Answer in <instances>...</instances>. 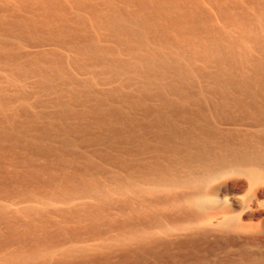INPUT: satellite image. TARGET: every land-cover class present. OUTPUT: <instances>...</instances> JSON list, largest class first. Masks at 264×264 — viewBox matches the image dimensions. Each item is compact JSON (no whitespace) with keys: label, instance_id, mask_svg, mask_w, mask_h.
<instances>
[{"label":"rangeland","instance_id":"obj_1","mask_svg":"<svg viewBox=\"0 0 264 264\" xmlns=\"http://www.w3.org/2000/svg\"><path fill=\"white\" fill-rule=\"evenodd\" d=\"M22 1L0 0V130L15 138L19 142L16 143L17 147H20L23 141V143L34 142L49 149L52 153L50 157L59 156L63 160L77 159L74 167L85 171L91 189L85 199L68 204L63 199L64 193H54V189L45 188V185L41 187L38 185L37 189L31 186L23 187L26 189H23L24 193L18 186L11 184L13 191L11 189L9 192L11 198L9 201H12L8 202L6 198L0 199V204L4 206L8 214L6 215L15 217L10 219H16L18 222L15 228L17 236L40 235L38 232V235L29 234L34 229L31 230L27 220L38 219V215L30 212L34 210L35 213L33 208L43 211L44 218L41 220L49 219L47 222L42 221V226L47 227L48 224L47 229L52 227L51 233L58 229L59 234L57 237L54 231L56 240L45 241L47 244L44 243L45 246L41 244L42 247L36 251L37 253H18L25 261L18 264H40L45 259V255L50 253L56 257H61L62 253L81 255L89 261L97 257L102 260L109 258L111 262L117 264L125 251L123 249L134 248L133 238L142 233H153L161 241L172 246L168 248V252H165L164 248L158 249L162 256L160 260H153L151 255H146L140 264H200L199 257L203 258L206 264H214L217 260L226 261L222 249H217L215 245V237L217 238L218 234L216 220L208 217L197 220L196 217L183 212L184 208L191 207L190 199L196 192L195 181L200 177L199 164L192 150L183 148L174 152L171 149H161L158 141L149 139L147 141L149 150L138 153L139 143L135 142L130 145L131 151L127 160L136 164L124 168L118 162L108 159L119 156L118 148L113 147L110 142L98 144L93 142L97 136L108 135L106 127H98L92 122L93 109L102 94L116 92L115 101L111 106L119 113L129 115L130 111L120 101V95L135 94L143 84L142 74L135 71L114 76L105 66L97 65L87 57L78 56L59 46L29 47L26 42L29 37L42 38L46 37V34L40 31L42 28L36 30L34 34H30L25 28L20 34L11 27L12 22L23 21L25 18L22 5L19 4ZM55 1L68 12L72 10V16L79 15L84 19V25L78 29L79 32L94 38L100 48L109 51L107 58H116L139 66V62L131 60L110 37H105L107 35L105 30L94 27L93 18L88 12L73 9L77 2L87 1L99 7L104 13H110L111 6L127 11L135 7L128 6L122 0ZM165 2L173 5L171 9L168 8L167 12L171 15L169 17H179L186 29L184 35L181 33L182 37H178L172 29L171 36L182 45L179 48L168 46L165 50L177 57L182 65L192 72V78L196 82L193 97L197 103L185 102L177 96L171 98L180 102L187 110V114H183L184 118L180 119L179 124L184 130L197 135L201 125L206 123L199 115L200 111L208 122H218L220 121L218 118L223 117L214 111L215 106L220 103V95L208 92L211 80L203 73L219 72L225 78L229 75L238 77L247 75L255 79H264V0H166ZM40 13L38 12L40 19L44 18ZM57 13L64 14L60 11ZM36 15L34 17L38 18ZM5 23L9 24L8 27L6 26L7 29H4ZM70 38L64 36L65 40ZM5 45H8L7 49L15 55L11 61L5 58L7 51L3 47ZM209 45L226 48L227 53L233 56L231 62L220 65L214 58H205L199 50ZM151 46L157 49L163 48L153 44ZM46 58L60 60L58 63H62L65 68V72L60 73L57 79H50L52 74L58 72L54 71L56 68H49L46 65L48 62ZM37 67L38 69L47 67L48 73L36 70ZM101 71L103 73H100ZM65 77L71 78V81L66 82ZM171 80L172 78H169L164 83ZM227 97L230 100L237 98L238 95L232 92ZM107 103L104 104L105 107ZM148 103L154 109L161 106L157 100H150ZM261 104L264 105V101ZM65 110H69L71 115L64 117L62 113ZM226 110L223 114L233 116L238 122L257 121L256 117L247 116L231 105ZM80 114L83 117H79ZM9 144L10 141L0 140L2 147ZM172 146H180L177 139L170 141V147L173 148ZM155 148L159 152L157 157H155ZM32 157L35 158L34 155ZM0 158H3L1 154ZM39 159L37 164L43 163L44 157ZM83 160L90 162L91 165L85 166ZM0 163L2 170H5V167L10 170L13 165L8 160H0ZM54 163L49 165L52 166L53 173L59 177L63 172H72V169L66 170L61 167L63 171L61 173ZM157 164L162 168L156 169ZM21 170L19 168L17 172ZM233 175L226 174L218 178L209 172L206 173L200 191L209 209L206 216L211 214L214 207L230 206L236 210L234 214L236 217L229 222L234 226H240L233 233L239 241L245 240L248 236L264 237V197H254L252 190L244 189L237 192L230 190ZM133 185L144 189L146 194L136 195L131 188ZM43 186L47 192L42 188ZM84 193L80 191L74 196L79 197ZM27 195L32 199L34 197L35 200L32 201ZM157 198H161L162 201H156ZM104 200L108 202L105 203ZM125 200L129 203H124ZM80 202L94 207L92 218L72 220L73 217L67 215L69 210ZM136 203L147 205V207L141 206L140 209L148 214L156 213L155 223L148 224L140 218L139 209H135ZM243 203L247 207L241 212L244 208ZM61 211L63 214L67 213V216L65 214L62 216ZM193 211L197 213L199 210L194 208ZM1 222L0 234L3 238L7 234L8 225ZM51 222L56 229L50 225ZM225 224L224 228L227 229ZM77 230L79 233H75ZM202 230L209 232V236L203 246H198L197 232ZM25 232H28V235L27 233L25 235ZM45 248L48 251H45ZM253 249L258 250V248ZM262 250L263 248L260 247L259 251ZM9 252L7 251L6 254Z\"/></svg>","mask_w":264,"mask_h":264},{"label":"bare ground","instance_id":"obj_2","mask_svg":"<svg viewBox=\"0 0 264 264\" xmlns=\"http://www.w3.org/2000/svg\"><path fill=\"white\" fill-rule=\"evenodd\" d=\"M122 1L128 6L135 7V9H129V11H127L116 9L114 6H111L110 13H104L100 11L101 9L99 7L98 9L97 6L95 7V5L89 1L84 3L77 2L73 9L88 12L93 18L94 27L105 30L107 32L105 37H110L114 43L123 49L124 53H126L131 60L139 62L138 67L130 63L122 62L116 58H107V53H109V51L100 48L94 38H90L88 35L79 32L78 29L84 25V19L79 15L72 16V10L68 12L60 4H57L55 0H23L19 4L22 5L25 18L23 21L12 22L13 25H11V27L20 34L23 33L22 30L25 28L29 30L30 34H34L36 30L42 28L40 31L45 33L46 37H29L28 40L25 39L28 46L31 48L56 45L68 51H72L78 56L87 57L88 60L93 61L97 65L105 66L114 76L135 71L142 74L144 77L143 84L137 89L135 94L120 95V101L130 111L129 115L121 114L111 106L112 102L115 101L116 92L112 91L111 93L102 94V97L98 100L97 106L93 109L92 122L98 127H106L108 135L97 136L94 138L93 142L95 144L99 142H110L113 147L118 148L119 156L117 158L108 157V159L118 162L119 165L124 168H129L136 164L134 161L127 160L131 151L130 145L135 142L139 143L137 146L138 153L149 150L147 144L149 139L158 141L161 149H171L174 152L183 148L192 150L199 164L200 177H197L195 181L196 192L190 199L191 207L184 208L183 212L196 217L197 220H203L205 217L216 220L218 234L217 238L215 237V245L217 249H222L227 259L224 262L217 260L214 264H264V237H259L257 235L248 236L245 240L239 241L233 233L236 232L240 226H234L229 222L236 217L234 216L236 210L230 206L221 208L214 207L211 210V214L206 216L209 209L206 207L204 196L200 193L205 175L209 172L218 178L226 174H234L231 176L233 177V182L230 186V190L233 192L244 189L252 190L254 197H264V105L261 104V102L264 101V79H255L247 75H242L240 77L229 75L225 78L224 75L219 72L215 74L203 73L204 76L211 80L208 92L220 95V103L215 106L214 111L217 115L221 114L223 117L218 118V120H220L218 122H208L200 111L199 115L205 119L206 123L203 126L201 125L199 134H191L184 130L179 124L180 119L184 118L183 114H187V110L180 102L173 100L171 96L182 98L185 102L197 103L195 97H193L196 89V82L192 78V72L186 69L177 57L172 56L165 50L168 46H173L175 48L181 47L180 45H182V43L174 39L170 32L174 29L173 32H175L178 37H182L185 34L184 30H186L184 25L181 23L179 17H169L171 15L167 11L168 8L171 9L173 5H169L165 2L166 0ZM58 11L64 14L60 15L57 13ZM38 12H41L40 14L41 16L43 15L44 18L40 19ZM35 14H37L36 16H38V18L34 17ZM73 24L75 26H73ZM8 25V23H5L4 29H7ZM181 33L184 34L182 35ZM64 36H70L71 38L65 40ZM152 44L163 48H152ZM3 47L7 50L5 51V58L11 61L15 55L7 49V47H9L8 45ZM199 51L205 58H214L220 65L229 64L231 58H233L232 54H228L226 48L221 46L209 45L201 48ZM45 60H48L46 65H48L49 68H56L54 71L58 72L57 74H52L50 79H57L60 73L62 74L65 72L62 63H58L60 60H52L51 58H46ZM36 70L48 73L47 67H41L40 69L37 67ZM100 73L103 72L101 71ZM169 78H172V80L164 83V81ZM64 80L69 83L71 78L65 77ZM232 92L238 95V97L229 100L227 96ZM150 100L159 101L161 106L158 109L152 108L148 103ZM106 102L108 103L105 107L104 104H106ZM230 105L239 109L247 116L256 117L257 121L238 122L233 116L223 114L224 110L229 109ZM62 114L64 117L71 115L69 110L63 111ZM79 117H83V115L80 114ZM1 139L10 141V144L6 147L0 146V154L1 157H3L0 158V160H8L13 165L10 170H7L6 167L5 170H2L0 167V199L4 200L6 198L8 202L12 201H9V199H11L9 198V192H11V189L13 191L11 184L12 186H18L19 190L24 193L26 189L23 187L31 186L37 189L36 187L45 185V188L50 187L54 189V193H64L66 197L64 196L63 199H65L68 204L83 200L87 197L91 189V183L90 180L86 178L85 171L81 170L82 168L78 169L74 167L75 161H78L77 159L63 160L59 156L50 157L52 153L49 149L43 148V145L41 147L34 142L23 143V141V144L21 143V146L17 147L16 143L19 142L3 130H0V140ZM176 139L180 146H172L173 148H171L170 141ZM31 152L33 153L31 154ZM154 152L155 157H157V153H159L158 149L155 148ZM32 155H34L35 158H33ZM42 157H44L43 163L37 164V161L40 160L39 158ZM52 162H55L54 164L60 169L59 171L61 173L63 172L61 171V167H64L63 169L66 170L67 168L68 170L72 169V172H63V175L59 177L52 171L53 168L50 166ZM184 162L186 161L184 160ZM83 164L85 166L91 165L90 162L86 160H83ZM155 166H157L156 169L162 168L159 164ZM145 167L146 166H144V168ZM19 168L22 170L17 172ZM44 177L46 179H44ZM167 179L170 181L169 178ZM133 186L131 188H133L136 195L144 196L146 194L141 187L137 185ZM42 188H44V186ZM42 188L40 190L41 192ZM23 189L25 190L23 191ZM80 191L85 193L81 196L79 195V197L74 196L76 195L75 193ZM45 192L47 191L45 190ZM63 195L61 196L63 197ZM28 197L32 199L30 195ZM62 197L59 198L62 199ZM104 201L105 203L108 202L107 200ZM156 201H162V199L157 198ZM124 203L129 202L125 200ZM137 203L135 209H139L140 218L143 221H147L148 224L155 223L157 220L156 213L148 214L145 210L140 209L141 206L147 207V205H143V203L139 205ZM149 203L150 201L148 204ZM246 207L247 206L244 204V208L241 209V212L245 210ZM194 208H197L199 211L195 213L193 211ZM4 209V206L0 204V221L8 225L6 236L2 238L0 234V264H18V262L24 261L21 257L22 255L19 254H23L24 252L35 253L42 247L41 244L44 246L47 244L45 241H54L53 239L56 238L54 234L57 233L58 229L56 231L53 230V232H56L54 234L53 232L51 233L50 229L52 228L50 225H52L53 222L50 223L49 230L47 229L48 224L47 227L42 226V221L47 222L49 220H41L44 218V216H42L44 215L42 210L33 208L35 209V213H33L34 210H30V212L38 215L39 220L37 218V220L34 218L27 220V224L31 226V230L34 229L29 232V234H37L38 232L40 235L37 234V237H35V235L22 237L17 236L15 233L18 222L16 219H12V221L10 217L13 216L8 217ZM69 211V214H64L69 215L71 218L73 217L72 220L76 218L90 219L93 217L94 207L90 204L80 202ZM64 214L62 213V216ZM224 224L227 229L224 228ZM52 226L54 227V225ZM26 233L28 235V232H25V235ZM75 233H79V230ZM58 235L57 233V237ZM208 236L209 232L203 230L199 233L197 232V245L203 246ZM55 245L57 246V244ZM133 245L134 248L123 249L125 251L122 253L117 264H140L144 261V256L146 255H151L153 260H160L162 256L158 249L164 248L166 250L165 252H168V248L172 246L171 244L161 241L153 233L135 235L133 238ZM260 247L263 248L261 252L259 251ZM253 248H258V250H254ZM44 250L48 251L46 248ZM5 251L10 252L6 254ZM198 259L200 264H206L203 258L199 257ZM40 264L115 263L111 262L109 258L102 260L97 257L94 258L93 261H89L81 255L73 256L62 253L61 257H56V255H51L50 253L49 255H45V259Z\"/></svg>","mask_w":264,"mask_h":264}]
</instances>
